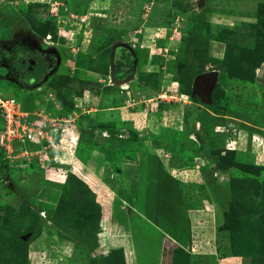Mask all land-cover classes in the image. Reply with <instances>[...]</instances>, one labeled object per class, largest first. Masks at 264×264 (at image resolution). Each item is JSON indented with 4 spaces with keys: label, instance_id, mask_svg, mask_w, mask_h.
I'll return each instance as SVG.
<instances>
[{
    "label": "rangeland",
    "instance_id": "1",
    "mask_svg": "<svg viewBox=\"0 0 264 264\" xmlns=\"http://www.w3.org/2000/svg\"><path fill=\"white\" fill-rule=\"evenodd\" d=\"M48 95L77 149L0 146V264H264V0H0V100Z\"/></svg>",
    "mask_w": 264,
    "mask_h": 264
},
{
    "label": "built area",
    "instance_id": "2",
    "mask_svg": "<svg viewBox=\"0 0 264 264\" xmlns=\"http://www.w3.org/2000/svg\"><path fill=\"white\" fill-rule=\"evenodd\" d=\"M50 99L51 97L48 95L42 101V104L46 102L44 103L45 108L36 107L33 112H21L18 98L10 97L6 100H0V146L7 158L29 160L30 157L37 156L36 154L39 153L38 149H52L60 153L74 152L77 146V136L66 125L70 124L72 120L70 118L49 119L47 116L50 114L45 109L46 107H51ZM62 124L67 127L64 129ZM14 141L18 143L17 147L11 146V142ZM24 143L29 145L36 144L38 149H33L36 152L23 150L21 146ZM13 152L17 153L13 156L11 155Z\"/></svg>",
    "mask_w": 264,
    "mask_h": 264
},
{
    "label": "flooded vegetation",
    "instance_id": "3",
    "mask_svg": "<svg viewBox=\"0 0 264 264\" xmlns=\"http://www.w3.org/2000/svg\"><path fill=\"white\" fill-rule=\"evenodd\" d=\"M14 55L15 53L12 54ZM55 56V52L41 50L37 44L24 46L6 66L10 74L8 78L20 88L36 86L42 83L45 75L55 67Z\"/></svg>",
    "mask_w": 264,
    "mask_h": 264
},
{
    "label": "water",
    "instance_id": "4",
    "mask_svg": "<svg viewBox=\"0 0 264 264\" xmlns=\"http://www.w3.org/2000/svg\"><path fill=\"white\" fill-rule=\"evenodd\" d=\"M215 76V71L201 73L194 78V86L200 89L203 94H207L211 89L212 81Z\"/></svg>",
    "mask_w": 264,
    "mask_h": 264
},
{
    "label": "crops",
    "instance_id": "5",
    "mask_svg": "<svg viewBox=\"0 0 264 264\" xmlns=\"http://www.w3.org/2000/svg\"><path fill=\"white\" fill-rule=\"evenodd\" d=\"M36 105H37V102H36ZM70 160H72V159H70ZM147 163H148L147 168L149 170V175H150V177H154L156 174L155 170H156L157 161H156V159H154V157L148 156V162ZM122 166L124 167V170H138V164H137L136 160L124 161V164ZM126 181H128V177H127ZM112 183H114V188L116 189V184H119L120 182H117L116 184H115V182H112ZM120 184H122V186H123L124 185L123 181ZM120 188H122V187H120ZM172 216H174V215H172Z\"/></svg>",
    "mask_w": 264,
    "mask_h": 264
},
{
    "label": "bare ground",
    "instance_id": "6",
    "mask_svg": "<svg viewBox=\"0 0 264 264\" xmlns=\"http://www.w3.org/2000/svg\"><path fill=\"white\" fill-rule=\"evenodd\" d=\"M117 84H118V83H117ZM121 89H122V90L126 89V88H125V85L122 84V83H121Z\"/></svg>",
    "mask_w": 264,
    "mask_h": 264
},
{
    "label": "trees",
    "instance_id": "7",
    "mask_svg": "<svg viewBox=\"0 0 264 264\" xmlns=\"http://www.w3.org/2000/svg\"><path fill=\"white\" fill-rule=\"evenodd\" d=\"M77 145H78V143H77ZM29 146H30V145H29ZM31 146H32V145H31ZM31 146H30V147H31ZM76 149H77V146H76ZM76 149H75V151H76Z\"/></svg>",
    "mask_w": 264,
    "mask_h": 264
}]
</instances>
